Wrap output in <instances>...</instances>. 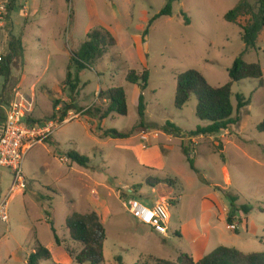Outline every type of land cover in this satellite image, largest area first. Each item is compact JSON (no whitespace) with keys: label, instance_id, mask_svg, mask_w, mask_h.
<instances>
[{"label":"rangeland","instance_id":"1","mask_svg":"<svg viewBox=\"0 0 264 264\" xmlns=\"http://www.w3.org/2000/svg\"><path fill=\"white\" fill-rule=\"evenodd\" d=\"M115 1L122 11H133L123 0ZM250 1L256 6L257 0ZM22 2L23 5L13 6L12 24L7 22L2 27L7 30L9 41L13 36L9 27H16V38L22 40L24 52L12 58L10 76L0 75V120H3V108L20 90L25 95L34 94L32 121L43 122L52 119L53 100L62 102L60 109L70 104L72 93L64 87V82L69 68L73 75L76 72L70 60L85 42V32L91 24L83 18L77 24L68 19L75 3L82 9L81 0H67L64 13L50 17L28 12V8L38 7L39 0ZM94 2L101 20L113 29L117 46L80 75L79 88L73 94L75 108L66 117L80 114L79 118L59 128L50 141L35 146L25 157L27 189L8 201L9 222L0 221V263L26 264L39 242L54 255V260L42 264H64L68 243L82 247L71 240L66 219L73 213L96 212L103 223L102 210L95 211L92 206L93 192L111 210V217L103 223L106 232L103 264H121L119 257L122 264H155L158 259L176 262L181 253H194L195 240L199 244L206 240L207 255L220 246L264 253V133L257 130L264 120V85L259 80L233 85L235 108L237 95L251 99V104L235 112L234 118L239 117V122L227 131L191 139L172 135L168 143L165 141L169 134L164 130L167 123L175 124L185 134L210 125L196 116V97L181 110L175 107L177 76L196 70L213 87L228 84L232 61L244 49L240 28L248 24L250 17H242L237 26L218 20V13L230 11L226 10L229 5L232 7L230 0H182V4L174 5L170 18L156 20L148 30V22H142L145 16L140 8L142 3H135L136 19L132 21L125 15L106 18L111 12L108 2ZM166 2L153 0L154 11L163 9ZM21 9L27 10L28 15L20 17ZM181 12L189 17L190 24H185ZM146 30L145 40H137ZM7 33H0L4 56L9 53ZM244 59L261 65L264 81V32L256 50L247 53ZM131 70L138 74L149 71V84L144 92L127 81ZM117 87L127 93V116L115 115L100 124L98 117L85 113L92 107L105 109L108 103L99 94ZM141 95L145 103L143 128L139 127L138 111ZM100 128L132 134L127 139L105 138ZM143 132L160 138L144 141ZM183 140L200 175L187 161ZM162 142L169 157L167 166L152 169L138 163L135 147L144 149L151 144L161 147ZM70 150L89 158V166L83 168L71 163L66 157ZM0 174V195L4 196L11 188L13 177L8 169H0ZM149 178L156 183L154 189L147 185ZM129 190L133 191L131 199H139L149 207L153 198L167 203L171 216L167 237L138 223L128 212L123 198L129 195ZM42 195L48 200H41ZM232 197L237 198V208L247 205L252 209L248 216L244 213L233 216L232 224L239 227L237 231L230 230L226 220L227 212L232 211ZM247 217L249 230L245 224H239ZM180 226L181 236L176 234Z\"/></svg>","mask_w":264,"mask_h":264},{"label":"trees","instance_id":"2","mask_svg":"<svg viewBox=\"0 0 264 264\" xmlns=\"http://www.w3.org/2000/svg\"><path fill=\"white\" fill-rule=\"evenodd\" d=\"M9 11L13 10L16 0H10ZM180 0H168L165 7L160 13L155 16L148 25V30L152 27L154 22L162 17H171L173 15V4ZM185 24H190V19L182 13ZM250 17L247 25L242 29V40L245 45L244 51L236 57L231 69L229 70L230 81L222 87H213L206 80L205 76L196 70H189L177 76L176 81V94H175V107L179 110L183 109L193 97L197 98L196 116L201 121H208L210 125L207 127L199 126L195 131L185 134L175 124L167 123L164 130L170 134L185 139V136L191 138L199 136L216 135L223 131H227L231 125L239 122V117L234 118L235 112L239 113L242 109L250 106L251 99L247 100L243 95H237V107L232 103V87L244 80H259L261 85H264L263 70L259 63H248L244 57L252 50H256L261 33L264 30V0H257L256 6L251 4L250 0H241L238 5L229 11L224 19L228 23L238 26L239 20L242 17ZM148 30L145 31L143 39L147 36ZM117 46V41L113 34L103 27L92 29L87 35L86 40L80 48L73 54L70 60V65L75 69V74L71 73L69 68L64 87L72 93L70 104H65L64 108L59 109L61 106L60 100H53L54 114L52 119L57 117L64 120L68 113L72 112L75 108V96L80 85V75L82 72L90 69L98 61L104 58L108 51ZM19 52H24L23 42L21 39L11 36L9 44V53L3 56L2 71L0 75L10 76V63L12 58L18 57ZM127 81L130 84L138 85L144 92L149 84V71L145 70L142 74L131 70L128 72ZM5 92V91H4ZM3 92V94H4ZM99 98L108 103L104 109L102 107H92L85 111L87 114L98 117L100 124L106 119L114 117L115 115L127 116V93L124 88L117 87L101 92ZM139 116L140 125L144 127L145 119V103L144 96H140L139 102ZM59 115V116H58ZM33 123H40V121H32ZM102 127V126H101ZM257 130L264 133V120L258 125ZM102 131V136L105 138L113 139H127L131 133H120L116 130ZM183 152L187 156V161L191 169L200 175L199 170L196 168L194 160L191 157V150L185 146L184 140L182 142ZM222 150V148H219ZM67 159L71 163H76L80 167L87 168L90 164V159L83 156L76 150H70L66 154ZM156 179V178H155ZM160 183L158 178L155 180ZM174 181V180H173ZM163 183L173 185L171 181H164ZM147 185L151 188L156 187V183L152 182L151 178L147 180ZM41 200H48L43 195L40 196ZM236 197H232L231 215L227 221L229 225H233V216L236 213H244L248 216L251 213V207L244 205L237 208L235 202ZM51 222V219L48 218ZM66 227L69 231L70 238L73 242L82 245L80 251L67 249L66 251L72 257L76 264H103L104 263V245L106 241V232L99 215L96 212L87 214L73 213L66 219ZM55 231V230H54ZM59 243L58 237H56ZM53 259L50 250L39 242H36L34 251L28 257L26 264H42L45 261ZM118 261L122 264L119 257ZM155 264H264V253H244L236 248H228L220 246L212 253L206 255L200 261H195L194 258L186 253H181L176 262L158 259Z\"/></svg>","mask_w":264,"mask_h":264},{"label":"built area","instance_id":"3","mask_svg":"<svg viewBox=\"0 0 264 264\" xmlns=\"http://www.w3.org/2000/svg\"><path fill=\"white\" fill-rule=\"evenodd\" d=\"M10 0H0V28L9 18ZM3 54L0 52V74ZM35 96L16 91L12 100L3 108L5 117L0 121V168L12 172L13 182L6 197L0 201V221L9 222L8 201L27 189V179L23 170L25 157L31 149L51 140L55 131L79 118L80 114L69 118L50 119L40 123L30 122L35 110ZM142 140L149 141L151 133H142ZM67 160V159H65ZM124 207L141 224L151 228L155 233L167 237L170 224L169 207L166 202H155L151 207L138 199H126ZM237 231L236 225H229Z\"/></svg>","mask_w":264,"mask_h":264},{"label":"crops","instance_id":"4","mask_svg":"<svg viewBox=\"0 0 264 264\" xmlns=\"http://www.w3.org/2000/svg\"><path fill=\"white\" fill-rule=\"evenodd\" d=\"M21 1L22 0H16L14 4L17 3V6H19L20 4L23 5L24 3L23 2L21 3ZM66 1L67 0H39V4H38L37 8H33V9L32 8H28L27 9L26 7H24V9H27L28 12L31 13L32 15H34V16L40 14V12L42 14L44 13L45 15H47L49 17L51 15L52 16L53 15L54 16H59V15L64 13L63 9L66 8V4H65ZM106 1L108 2L109 6L111 7L110 8L111 12L108 15H106L105 17L106 18H110V19H118L121 16L125 15L130 20L134 21L136 19V17H135L136 13H134V9L137 8V5L135 3L140 2V3H142L140 8H141L143 14L145 15L144 18L142 19L143 20L142 22L143 23H145V22L147 23L148 22V25H149L150 21L155 16H157L160 13V11L162 10L161 9L160 11H154V8L152 6L153 0H123L127 4V6H129L128 8H130L131 6L133 7V9H132L133 11L126 10V12L121 10V6H118V4H117V2L115 0H106ZM240 1L241 0H230L232 7H230V5H229V7H227L226 10L229 9L231 11L232 9H234L238 5V3ZM81 3H82V9H80V10L76 6V3H75V5L73 7V11H71V13L68 14V19L74 20V22L77 24L78 21L80 22V19L83 18L82 19L83 21L91 24V27H89L86 30V32H85L86 35L92 29H94V24L98 25L99 27L100 26L101 27L105 26V28L107 30H109L114 35L113 29L110 26H108L107 24H105L101 20V17L99 16V12L96 10V6H95L94 0H81ZM176 3L180 5L183 2H182V0H180V1L175 2L173 4V14H174V11H175L174 10V5ZM24 9H21L20 15H19L20 17L28 15V13L26 12L27 10H24ZM53 9H55L56 11H54ZM60 9H61V11H60ZM9 13L10 14H9V18L7 19V22H8L7 25H11L12 24L11 22L13 21V18H12L13 14H14L13 10L9 11ZM25 13H27V15ZM227 13H223V12L218 13V20H221V19L223 20L224 16ZM168 18H170V17H168ZM9 30H11V34L16 37V34H15L16 33V27L14 26L12 29H10V27H9ZM3 31H5L7 33V30L5 28H0V33H3ZM263 32H264V30H263ZM144 34H145V32H144ZM144 34H143V37H144ZM8 35L9 34L7 33V35H6V46H7V49L9 48V44H10ZM143 37L142 38L138 37L137 40H141V39L145 40V38L143 39ZM7 49H6V51H7ZM244 49H245V45H244ZM244 49H242L241 52H243ZM0 52L3 55H5V53L1 50V48H0ZM234 60L232 61V64H233ZM63 101H65V100H63ZM59 109L60 108H58V110ZM4 117H5V115L3 114L1 119H3ZM151 137L160 138V136H151ZM172 137L173 136L169 134L168 138H167V140L165 142L169 143L170 140H172ZM165 142L161 143V147L158 146V145H154V144H151L150 147H146L144 149L142 147H140V148L135 147L134 148V152L136 153V155L138 157V159H137L138 163L142 164V165L146 164V166L151 167L152 169H156V168L159 169V168H164L165 166H167V161L169 160L168 153H165V151H163V147H162V145H164ZM0 169H2V168H0ZM1 183H2V176L0 174V185H1ZM127 193H129V195H127V197H124L123 200L132 198L133 191L129 190V192H127ZM25 194H26V192L23 195H25ZM93 194H94V196H93V203L94 204L92 206H94L93 208L95 209V211L98 210V208L102 210L101 213L103 215V223H104L111 217V210L108 207L106 201L100 202V197L98 195H96V192H93ZM5 197H6V195H4V196L0 195V199H1L0 201H2ZM155 202H157V201H155L154 198L150 200V204L151 205H153ZM230 215H231V213H230V211H228L227 214H226V220L228 219V217ZM235 217H237V215H234V218ZM138 223H140V222H138ZM239 224H245L246 229H248V230L250 229V219L248 217H247V219L245 221H242ZM169 227H170V224H169ZM179 230L180 231H176V234L181 236L183 234V227L180 226ZM238 230H239V227H238ZM206 239H208V238L206 237ZM205 242H206V240H205ZM205 242H202L201 244H199L198 240L194 241L193 244L196 245V247H195V249L193 251L194 253L191 256L194 258L195 261H200L201 259H203L207 255V253H206V244H204ZM67 248H69L70 250H77V251H80L82 249L81 246H78V245H75V244H69V243L67 245ZM241 252H243V251H241ZM244 253H246V252H244ZM194 254H197V255H194ZM30 255H28V256H30ZM52 257H53L52 260H54V255L53 254H52ZM64 258H65L64 264H73L74 263L72 257L70 256V254L65 249H64ZM26 261H27V259H26Z\"/></svg>","mask_w":264,"mask_h":264}]
</instances>
